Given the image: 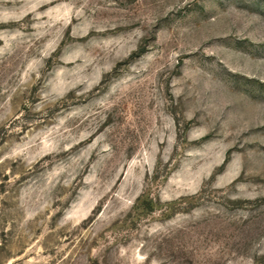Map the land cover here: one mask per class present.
<instances>
[{"label":"rangeland","instance_id":"374dc122","mask_svg":"<svg viewBox=\"0 0 264 264\" xmlns=\"http://www.w3.org/2000/svg\"><path fill=\"white\" fill-rule=\"evenodd\" d=\"M0 264H264V0H0Z\"/></svg>","mask_w":264,"mask_h":264}]
</instances>
